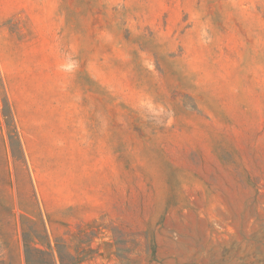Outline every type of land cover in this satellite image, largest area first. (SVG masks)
Here are the masks:
<instances>
[{
	"label": "rangeland",
	"instance_id": "obj_1",
	"mask_svg": "<svg viewBox=\"0 0 264 264\" xmlns=\"http://www.w3.org/2000/svg\"><path fill=\"white\" fill-rule=\"evenodd\" d=\"M23 234L264 264V0H0V264Z\"/></svg>",
	"mask_w": 264,
	"mask_h": 264
},
{
	"label": "trees",
	"instance_id": "obj_2",
	"mask_svg": "<svg viewBox=\"0 0 264 264\" xmlns=\"http://www.w3.org/2000/svg\"><path fill=\"white\" fill-rule=\"evenodd\" d=\"M23 249L26 264H39V260H43L44 258H48V264H54L49 252L50 246L46 245L45 250L36 247L33 239L27 234H23Z\"/></svg>",
	"mask_w": 264,
	"mask_h": 264
}]
</instances>
